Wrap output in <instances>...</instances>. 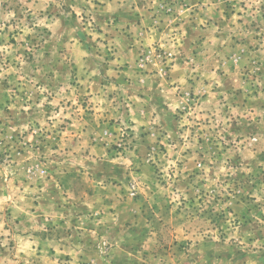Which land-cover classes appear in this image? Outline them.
Returning <instances> with one entry per match:
<instances>
[{
	"label": "rangeland",
	"instance_id": "1",
	"mask_svg": "<svg viewBox=\"0 0 264 264\" xmlns=\"http://www.w3.org/2000/svg\"><path fill=\"white\" fill-rule=\"evenodd\" d=\"M0 264H264V0H0Z\"/></svg>",
	"mask_w": 264,
	"mask_h": 264
},
{
	"label": "crops",
	"instance_id": "2",
	"mask_svg": "<svg viewBox=\"0 0 264 264\" xmlns=\"http://www.w3.org/2000/svg\"><path fill=\"white\" fill-rule=\"evenodd\" d=\"M95 83V82H94ZM131 111V113L128 115V117L130 119L134 118V121L136 122V125H134V128L138 125V119H139V115L138 114H134L133 110L130 108L129 109ZM127 117V116H126ZM106 119V120H104ZM108 118H103L101 120H99V118L95 121V123L97 124V126H94V130H96V132H94V147H92V145L90 146V148H84L83 151H85L84 154H86V159L90 158V162L94 161V154L95 155H105L106 153L109 152L108 150V143L104 142V136L102 135L103 131H111V130H116V127L118 124H110V122L107 121ZM80 122L78 120L73 121L72 123H70V125H68L67 127H65V132L64 135L67 136V138H74L77 134L78 131H76L75 133H72V130L76 129V126H78ZM137 128V127H136ZM79 129V128H78ZM86 129V128H85ZM99 129V130H98ZM81 130L80 129V135L81 134ZM98 130V131H97ZM79 150L81 151L82 149L79 148ZM69 152V150H66ZM71 153V152H70ZM68 163L71 162H65L64 161V166H60L62 167V169H65L64 175H68L67 172L70 173V170L74 169L73 167L75 166V162L73 163L74 165L69 166ZM94 163V162H93ZM78 167V166H77ZM72 168V169H71ZM50 180L51 178H48L45 182H42L43 185L42 187H40V189L44 190V185L50 184ZM70 179H68L67 177L65 178H61L60 179V185L59 188L61 190V192H67L69 193V191L71 189H69L70 185H72V181H70ZM46 183V184H45ZM56 183V182H55ZM94 188V187H93ZM96 197H94V192H92V194L90 195H75L73 193V196H65L64 195V202H71V204L69 205H57L54 204V206L51 204L50 199H48L43 192L39 193L37 198H38V206L36 207V210H41L44 211L41 214H38V212L36 211V213H34L32 211L31 207H28L26 209H23L22 213H18V211L16 212L17 214V218H18V222L22 223V221L20 219H25V220H32L34 217H38V216H42V215H50L51 213L45 212L46 211H50V210H54V211H59V210H64V214L66 216V211H76L77 214H81V212H84L87 210H90L91 212H94V201L98 200L99 197V201H101L102 203L105 202H110V200H108L107 196H99L98 194H95ZM85 205V206H84ZM109 209V208H108ZM110 210H108L109 212ZM30 212V217L29 214L26 215V213ZM80 212V213H79ZM19 226V224H18Z\"/></svg>",
	"mask_w": 264,
	"mask_h": 264
}]
</instances>
